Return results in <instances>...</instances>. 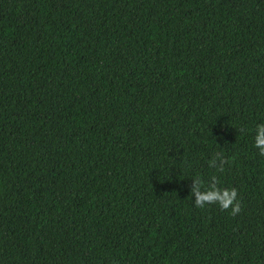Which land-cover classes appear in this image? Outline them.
<instances>
[{
  "label": "trees",
  "instance_id": "16d2710c",
  "mask_svg": "<svg viewBox=\"0 0 264 264\" xmlns=\"http://www.w3.org/2000/svg\"><path fill=\"white\" fill-rule=\"evenodd\" d=\"M260 123L264 0H0V264H264Z\"/></svg>",
  "mask_w": 264,
  "mask_h": 264
},
{
  "label": "clouds",
  "instance_id": "9594fccd",
  "mask_svg": "<svg viewBox=\"0 0 264 264\" xmlns=\"http://www.w3.org/2000/svg\"><path fill=\"white\" fill-rule=\"evenodd\" d=\"M239 131L243 133L245 129L241 128ZM254 147L258 149L259 155L264 157V123L256 125ZM226 163L224 156L221 153H216L210 160L209 166L216 168L219 172H224ZM218 185V178L212 176L208 182L207 189L202 191L203 181L199 178L194 179L191 191V196L195 197L194 205L198 208H204L207 205H218L221 210L227 211L230 208L231 215H237L241 211L237 189H222Z\"/></svg>",
  "mask_w": 264,
  "mask_h": 264
}]
</instances>
